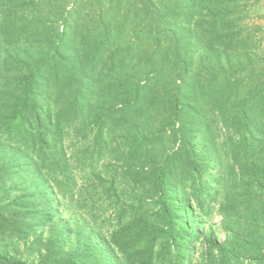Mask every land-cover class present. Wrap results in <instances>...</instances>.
Instances as JSON below:
<instances>
[{
    "label": "trees",
    "instance_id": "16d2710c",
    "mask_svg": "<svg viewBox=\"0 0 264 264\" xmlns=\"http://www.w3.org/2000/svg\"><path fill=\"white\" fill-rule=\"evenodd\" d=\"M68 1L0 0V264H264L260 0Z\"/></svg>",
    "mask_w": 264,
    "mask_h": 264
},
{
    "label": "rangeland",
    "instance_id": "374dc122",
    "mask_svg": "<svg viewBox=\"0 0 264 264\" xmlns=\"http://www.w3.org/2000/svg\"><path fill=\"white\" fill-rule=\"evenodd\" d=\"M72 1L73 0L68 1L67 5L69 8L71 7ZM86 1L89 2V6H91V2H92L94 4V5L92 4L93 10H96V8H95L97 6V5H95L96 1L84 0V1H82V4H80V6L78 8L79 13L81 12L83 14L85 12V9H83V4L88 3ZM110 1H112V2H110ZM79 2L80 1L77 2L78 3L77 5H79ZM103 2L108 7L113 8L115 5V0H103ZM248 15H249L248 18L245 20L246 21L245 23L247 24V26H254V25L259 26L261 28V30H259L258 34L264 36V0H260L259 4L256 5L253 9H251V11L249 12ZM65 144L67 146L68 156L70 157L71 167H72L73 173L76 176L77 183H78L76 189H77V192H79V190H81V188L84 187V184L86 182H88L86 180L87 178L85 177V175H90V172H89L90 167H86L84 170H82L81 166L77 167L75 165V163L71 160L73 155L77 154L76 152H78L82 148V147H80L81 143L75 145L76 144V138H73V132L69 133V136H68ZM109 161L110 160L107 157L103 158L99 162L95 163V165H96L95 169L97 171H101L103 174H111L112 170H111V168H109L107 166ZM77 195H78L77 198L80 200V202H82L84 200L85 195L82 194V196H81V194H79V193H77ZM84 210L85 209L80 210L77 206V202L74 201L72 203H66L63 212L66 216H69L71 214H75V212H79L80 214H83L84 216H86V214H85L86 212ZM216 210H217V207L215 208V211ZM208 224L210 226H213V230H214L216 236H218L219 240H221V241L224 240L225 231L223 230V228L221 226V217L217 213H215V215H213V217L210 219ZM6 241L10 245L11 248L12 247L19 248L20 249L19 254L22 255V257L24 259H26L28 262H31L32 260H35L37 262V260H39L37 255H33L30 258L27 257L26 245L24 242L14 240L10 237L6 238ZM201 242H202V239L198 240V242L196 244L197 248H196V252L192 258V264H198L199 263L200 255H202V253L205 249L204 245H202Z\"/></svg>",
    "mask_w": 264,
    "mask_h": 264
}]
</instances>
